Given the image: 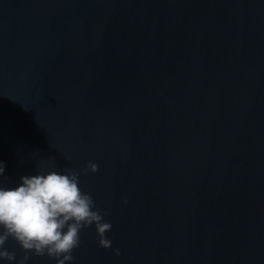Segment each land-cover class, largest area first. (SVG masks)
I'll return each mask as SVG.
<instances>
[{"label": "water", "instance_id": "obj_1", "mask_svg": "<svg viewBox=\"0 0 264 264\" xmlns=\"http://www.w3.org/2000/svg\"><path fill=\"white\" fill-rule=\"evenodd\" d=\"M0 162L98 166L67 264H264V0H0Z\"/></svg>", "mask_w": 264, "mask_h": 264}, {"label": "clouds", "instance_id": "obj_2", "mask_svg": "<svg viewBox=\"0 0 264 264\" xmlns=\"http://www.w3.org/2000/svg\"><path fill=\"white\" fill-rule=\"evenodd\" d=\"M4 170L0 162V177ZM97 170L92 162L80 173L70 168L61 173L53 167L22 176L18 186H0V261L12 264L16 260V253L5 247L12 240L24 253L16 264H26L30 256L67 264L80 246L81 231L91 226L95 227L98 247L109 249L111 241L105 234L112 226L92 196L80 188V176Z\"/></svg>", "mask_w": 264, "mask_h": 264}]
</instances>
